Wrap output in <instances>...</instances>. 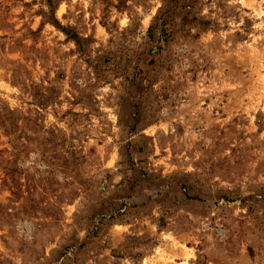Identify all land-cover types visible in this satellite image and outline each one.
<instances>
[{
    "label": "rangeland",
    "instance_id": "1",
    "mask_svg": "<svg viewBox=\"0 0 264 264\" xmlns=\"http://www.w3.org/2000/svg\"><path fill=\"white\" fill-rule=\"evenodd\" d=\"M0 264H264V0H0Z\"/></svg>",
    "mask_w": 264,
    "mask_h": 264
}]
</instances>
